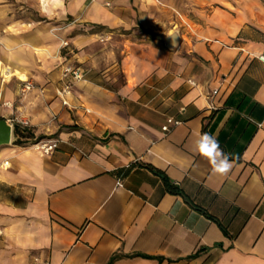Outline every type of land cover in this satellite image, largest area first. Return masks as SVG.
I'll use <instances>...</instances> for the list:
<instances>
[{"label":"crops","instance_id":"0c3cea01","mask_svg":"<svg viewBox=\"0 0 264 264\" xmlns=\"http://www.w3.org/2000/svg\"><path fill=\"white\" fill-rule=\"evenodd\" d=\"M15 1L38 17L0 3V118L58 144L0 146V264H264V0Z\"/></svg>","mask_w":264,"mask_h":264},{"label":"clouds","instance_id":"9594fccd","mask_svg":"<svg viewBox=\"0 0 264 264\" xmlns=\"http://www.w3.org/2000/svg\"><path fill=\"white\" fill-rule=\"evenodd\" d=\"M173 46H176L175 39ZM195 148L197 153L208 161L214 174L226 175L233 167L231 154L224 152L214 135L202 133L195 142Z\"/></svg>","mask_w":264,"mask_h":264},{"label":"built area","instance_id":"2783aa9c","mask_svg":"<svg viewBox=\"0 0 264 264\" xmlns=\"http://www.w3.org/2000/svg\"><path fill=\"white\" fill-rule=\"evenodd\" d=\"M63 46H66V42H62ZM259 60L264 61V54L260 55ZM63 76L70 77L72 80H78L81 78V73L79 72L78 69L72 67L71 65H67L63 68ZM192 83V81H189ZM70 85L71 83L68 81L65 86L62 88V90L58 91L59 95H66L69 93L70 90ZM32 86L29 82L25 84L26 89H30ZM181 121L179 119H176L174 117H167L166 118V123L162 126V130L164 132H167L171 127H175L179 125ZM23 127L27 126V123H22ZM57 140H40L34 143V146L40 150L43 154H49L51 153L54 149L57 148ZM8 162L5 161L3 162V165H7ZM36 264V263H35ZM42 264H48V263H42Z\"/></svg>","mask_w":264,"mask_h":264},{"label":"rangeland","instance_id":"374dc122","mask_svg":"<svg viewBox=\"0 0 264 264\" xmlns=\"http://www.w3.org/2000/svg\"><path fill=\"white\" fill-rule=\"evenodd\" d=\"M40 2V1H39ZM0 3L9 4L12 9V13L17 16H27L33 19L38 17L37 10L35 9L33 2H29L28 4L25 3H17L15 0H0ZM19 134L13 135L12 137L15 138V142L23 143V142H35L39 139L34 138V134L31 131L30 127L27 125L25 127L19 126L17 127ZM41 138V137H40Z\"/></svg>","mask_w":264,"mask_h":264},{"label":"water","instance_id":"95a60500","mask_svg":"<svg viewBox=\"0 0 264 264\" xmlns=\"http://www.w3.org/2000/svg\"><path fill=\"white\" fill-rule=\"evenodd\" d=\"M173 39L177 44L179 37L178 33L175 31L166 37H162V40L165 42V45L168 49H173ZM13 127L5 119L0 118V146L8 145L12 139Z\"/></svg>","mask_w":264,"mask_h":264},{"label":"trees","instance_id":"16d2710c","mask_svg":"<svg viewBox=\"0 0 264 264\" xmlns=\"http://www.w3.org/2000/svg\"><path fill=\"white\" fill-rule=\"evenodd\" d=\"M19 134V132H18V129L17 128H15V130H14V135H18ZM158 174H161L160 172H158V171H156ZM162 177V179H163V181H164V184H165V186H166V188H167V190L169 191V192H171V193H173V194H180V195H182L181 194V192L179 191V190H177L176 188H174L169 182H168V180L166 179V177L164 176V175H162L161 176Z\"/></svg>","mask_w":264,"mask_h":264}]
</instances>
